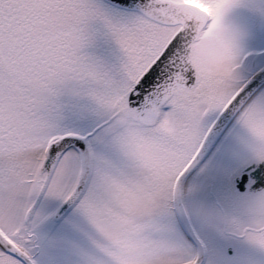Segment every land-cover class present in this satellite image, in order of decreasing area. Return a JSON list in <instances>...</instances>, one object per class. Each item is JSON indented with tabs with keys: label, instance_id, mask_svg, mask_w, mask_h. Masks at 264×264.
<instances>
[{
	"label": "snow or ice",
	"instance_id": "1",
	"mask_svg": "<svg viewBox=\"0 0 264 264\" xmlns=\"http://www.w3.org/2000/svg\"><path fill=\"white\" fill-rule=\"evenodd\" d=\"M0 264H264V0H0Z\"/></svg>",
	"mask_w": 264,
	"mask_h": 264
}]
</instances>
